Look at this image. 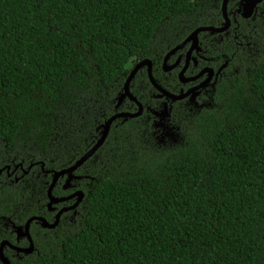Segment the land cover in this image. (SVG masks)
I'll return each mask as SVG.
<instances>
[{
  "label": "trees",
  "instance_id": "1",
  "mask_svg": "<svg viewBox=\"0 0 264 264\" xmlns=\"http://www.w3.org/2000/svg\"><path fill=\"white\" fill-rule=\"evenodd\" d=\"M222 1L0 0V168L34 164L17 181L0 174V240L4 218L36 213L26 194L46 196L41 163L61 170L95 143L138 61L178 89L177 71L162 69L167 46L216 25ZM238 35L205 40L208 58L229 64L213 105L174 104L173 138H158L149 112L112 123L74 171L86 193L80 228L45 244L39 264H264V1ZM130 87L160 103L144 69Z\"/></svg>",
  "mask_w": 264,
  "mask_h": 264
},
{
  "label": "flooded vegetation",
  "instance_id": "2",
  "mask_svg": "<svg viewBox=\"0 0 264 264\" xmlns=\"http://www.w3.org/2000/svg\"><path fill=\"white\" fill-rule=\"evenodd\" d=\"M263 1L264 0L259 2L253 8V13L250 17H245L243 15V10H244L243 0H228L227 8H226L227 16L225 15L222 9L224 2L222 1L220 20L217 21L216 25L210 24L208 26L222 27L225 25L226 19L228 18L229 21L228 27H225L222 31L216 33H210L209 31H202L199 33L198 40L188 39L189 35L196 29L195 28L190 32H188L182 39H179L178 42L176 41L174 45L167 46V51L165 52L162 58V69L165 72H171L172 70L177 71L176 73L179 80V83L177 85H179V87L178 89L174 90L175 87L169 86V88H167L162 84L161 85L168 91L176 94H184L187 92H189V94L180 100H172V99L168 100L166 97H160L158 95L159 91L153 86L155 88V92L152 93V97L156 98L158 101L160 100V103H158L157 106H152L150 103L145 104L141 102L144 108L141 116L149 112V114L146 116L147 120L152 121L153 127H155L157 129L156 131L160 133L158 135V138L161 141H165V138L169 137L168 134L166 133L164 134V131L168 129H172L174 126L172 124V111L175 103L182 101L185 108H188L190 112L196 110L200 111L202 108H206L214 104V96H215L214 94L216 93L217 84L219 80L224 76V69L229 64V60H225L224 62L221 63V65L216 66L217 62L214 61V58H208V56L206 55L208 54V52L204 49L205 40L207 41L222 40L224 39V37H228V36L229 37L232 36L238 39L239 38L238 29L240 26V20L242 18L245 19L253 18V16H255L260 11V4ZM171 51L173 52L170 53L168 59L166 60L165 58L167 54ZM222 56L224 57L226 55L222 54ZM221 61L222 60L220 59V62ZM173 64H176L174 68L171 67ZM141 69L142 70L144 69L149 77L148 66L145 65ZM183 70H184L183 77L185 81L181 80V78L179 77L180 72ZM152 73H153V61H152ZM127 99L130 102H128ZM126 100L129 103L126 106L127 109L119 110L121 105L124 102H126ZM164 109L168 110V113L166 112L163 118L161 114L165 112L163 111ZM115 110L116 112H120V111L135 112L139 110V108L136 102L131 100L129 97H126L125 99H123V101L118 107L116 104ZM121 120L126 121L127 119L125 120L121 118ZM102 129L103 128L98 129L100 135ZM160 131L162 132V134ZM171 131L172 130H170L169 132ZM9 165L11 166V168L9 169L10 173H8L7 170H4L3 172H6L7 175L10 177L13 176L16 181L20 177L19 171H21L22 175L26 173L25 169L23 170L21 167L15 170L16 164L13 165L9 164ZM41 169L44 171L47 170L46 168H42V167ZM76 176L79 177L71 178L69 180L70 181L69 185H67L68 184L67 176L59 177L54 188L57 186V184L58 185L60 184V187L64 192L60 194H54L52 190L51 194L53 197L67 198V199L58 202H52L50 205L49 204L50 195L48 190L51 182L45 180V184L48 183L46 196H44L43 193L41 192H32L26 194V196L29 198V201H31V205L35 206L36 213L30 214L20 223H16L11 218H4L3 225L5 229L3 233L1 232L2 238L0 240V264H6V263L39 264L38 261L43 260L41 256L42 254L41 250L45 244L52 245L59 242V232L62 230H68L67 226H69V230H77L80 228L82 223L81 219L83 217V212L85 211L84 208L86 205L85 202L86 193L84 191V188H81L77 183V181H81L84 178L82 177V175H76ZM52 180L53 179L51 178V181ZM33 181H40V179L38 178L37 180H33ZM78 191H82L84 193V195L81 197V200L79 202H78V198L80 196L76 195ZM29 201L28 203L30 204ZM60 211H61V215L59 218V222L55 227L44 226L42 220L34 219L33 221H31L29 226L31 240L27 235L24 234L19 235L18 232L16 231L15 228L16 225L25 226L27 221L31 217H43L49 222V224L54 223ZM19 220L21 219L19 218ZM5 241L9 242L10 244L5 243L1 250L2 242ZM31 242L33 243V250L29 253L24 252L23 249L27 248L31 244Z\"/></svg>",
  "mask_w": 264,
  "mask_h": 264
},
{
  "label": "water",
  "instance_id": "3",
  "mask_svg": "<svg viewBox=\"0 0 264 264\" xmlns=\"http://www.w3.org/2000/svg\"><path fill=\"white\" fill-rule=\"evenodd\" d=\"M223 1L224 2H223L222 9H223L225 15L227 16L226 8H227V1L228 0H223ZM261 1L262 0H243V4H244L243 15L245 17H250L252 15V13H253V8ZM228 23H229V21H228V18H227L226 22H225V25L222 26V27H215V26H208V25L200 26V27L196 28L189 35L188 39L198 40L199 33L202 32V31H209L210 33H216V32L222 31L225 27H228ZM173 51H171V52H169L167 54V56L165 58L166 60L168 59L170 53H172ZM165 63H166V61H165ZM145 65L148 66V73H149L150 81H151L152 85L159 91L158 95L160 97H166L168 100H170V99H172V100H180V99H183L185 96H187L189 94V92L184 93V94H176V93L170 92L167 89H165L160 83H158L156 81V79L154 78V76H153V73H152V61L150 59H144V60L138 62L134 66V68L130 71V73H129L126 81H125V84L123 86V91L120 93V95L118 97L117 107L121 104L123 99H125L126 97H129L131 100H133L134 102L137 103L139 110H137L135 112H130V111L116 112L115 114H113L111 117H109L101 125V128H103V129L101 131L100 137L95 142V144L85 154H83L80 158H78L74 162V164H72L69 167L63 168L61 170H52V169L45 170L46 172L52 173V179H53L51 184H50L49 190H48L49 191V195H50V203H49L50 205H51L52 202H58V201L67 199V198H55L51 194L52 190H53V188H54V186H55V184L57 182V180L59 179V177L67 176V178H68V184L67 185H69V183H70L69 180L71 178L79 177V176H76L74 174V171L76 169H78L81 165H83V163L87 159H89L91 156H93L94 153L103 145V143L105 142V140H106V138H107V136H108V134L110 132L111 125L116 119L123 118V119L126 120L128 118H134V117L140 116L143 113V109H144L143 105H142L141 101H139L138 98L132 93L130 85H131L132 80L135 78L136 74L138 73V71L142 67H144ZM175 66H176V64H173L171 67L174 68ZM183 75H184V70L180 72L179 77L181 78V80L185 81ZM166 107H167V105H166ZM163 111H165V112L162 113L161 116L164 118V115H165L166 112L168 113V110L164 109ZM164 133H166L168 135L171 134V132H164ZM38 163L39 162H37L36 164H38ZM33 165H34L33 163L30 164L28 166V169L27 170L25 169V172L27 173L33 167ZM19 167H21L24 170V167H23L22 163L16 164L15 165V170H17ZM41 167L45 168V163L44 162L41 163ZM10 168H11L10 165H7V166H5L3 168H0V173H2L4 170H7V172L10 173V170H9ZM76 195L80 196L78 198V202H79L81 200V197L84 195V193L82 191H78L76 193ZM60 215H61V211L57 215L56 221L54 223H51V224H49V222L43 217H31L27 221L25 226L16 225L15 228H16V231L18 232L19 235L20 234L27 235L29 237V239L31 240V236H30V232H29V226H30L31 221H33L34 219H38V220H42V223H43L44 226L55 227L58 224V222H59ZM5 243H9V242H7V241L2 242L1 250H2V247H3V245ZM32 250H33V243L32 242L27 248L23 249V251L26 252V253H29ZM6 264H9V263H6Z\"/></svg>",
  "mask_w": 264,
  "mask_h": 264
},
{
  "label": "rangeland",
  "instance_id": "4",
  "mask_svg": "<svg viewBox=\"0 0 264 264\" xmlns=\"http://www.w3.org/2000/svg\"><path fill=\"white\" fill-rule=\"evenodd\" d=\"M181 26V25H180ZM182 27V26H181ZM173 28V27H172ZM171 28V29H172ZM170 31V30H169ZM169 31H167V33L165 34L164 33V41L165 42H170V41H174V40H176L178 37H179V35L180 34H182L184 31H183V28H180V29H178V30H176V31H171V32H169ZM173 129V128H172ZM172 129H168V130H165L164 132H169L170 130H172ZM174 130H175V128H174ZM174 130H172L171 131V134L169 135V136H171V138H173L174 136H175V132H174ZM170 140H172V139H170ZM96 142V141H95ZM95 144V143H94ZM93 144V145H94ZM92 145V146H93ZM91 146V147H92Z\"/></svg>",
  "mask_w": 264,
  "mask_h": 264
}]
</instances>
